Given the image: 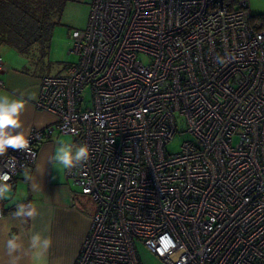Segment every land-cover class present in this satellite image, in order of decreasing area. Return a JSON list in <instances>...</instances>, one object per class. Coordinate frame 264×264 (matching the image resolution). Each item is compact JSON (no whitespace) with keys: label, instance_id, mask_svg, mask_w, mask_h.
<instances>
[{"label":"built area","instance_id":"built-area-1","mask_svg":"<svg viewBox=\"0 0 264 264\" xmlns=\"http://www.w3.org/2000/svg\"><path fill=\"white\" fill-rule=\"evenodd\" d=\"M70 39L78 61L36 101L57 121L0 172L15 158L14 188L56 130L88 145L68 170L97 205L74 264H143L136 239L163 264H264V24L249 0H92ZM179 115L191 137L169 153Z\"/></svg>","mask_w":264,"mask_h":264},{"label":"crops","instance_id":"crops-1","mask_svg":"<svg viewBox=\"0 0 264 264\" xmlns=\"http://www.w3.org/2000/svg\"><path fill=\"white\" fill-rule=\"evenodd\" d=\"M9 53L11 57L7 56ZM0 55L3 58L0 94L23 98L26 101V108L21 116L23 127L19 131L30 134L33 129H43L55 123L56 115L36 107L43 77L36 76L32 70L37 59H24L26 56L8 46L1 37ZM38 60L40 62V59ZM32 95L35 96L34 99H30ZM62 138L66 142L82 144L80 137L56 130L52 137L41 142L38 160L33 169L19 172L15 187L11 188L8 198L2 199L4 216L0 219V254L3 253L6 239L12 233L30 234L34 230L48 229L45 234L51 235L53 239L49 264H57V261L60 264L75 263L84 239L91 229L97 205L69 176L68 170L50 160ZM29 202L36 205L39 211L36 219L25 222L15 218L16 206ZM23 239L27 247V237Z\"/></svg>","mask_w":264,"mask_h":264},{"label":"clouds","instance_id":"clouds-1","mask_svg":"<svg viewBox=\"0 0 264 264\" xmlns=\"http://www.w3.org/2000/svg\"><path fill=\"white\" fill-rule=\"evenodd\" d=\"M35 96H30L34 99ZM26 108V101L23 98H11L9 95L0 94V156L4 155L9 148L30 152L29 133L19 131L23 122L21 116ZM90 156L87 144H73L66 142L63 138L59 142L54 155V160L60 167L71 170L74 167L83 165ZM15 169V158H9V171L0 172V200L8 198L11 193L10 173ZM31 179V177H27ZM39 211L33 203H20L16 206L14 217L27 220H35ZM8 232L10 229L7 230ZM44 231H32L30 234L12 233L6 239L3 253L0 254L2 264H49V253L53 246L51 235ZM24 237H27L25 247ZM6 257V259H5ZM57 264H60L57 261Z\"/></svg>","mask_w":264,"mask_h":264},{"label":"rangeland","instance_id":"rangeland-1","mask_svg":"<svg viewBox=\"0 0 264 264\" xmlns=\"http://www.w3.org/2000/svg\"><path fill=\"white\" fill-rule=\"evenodd\" d=\"M250 10L256 20H263L258 16L264 14V0H249ZM90 12V0H64L63 10L57 23L50 49L44 57H25L24 59H37L32 70L35 75L44 76L48 74L63 73L65 67L76 63L78 56L69 53L71 48L70 35L75 29H83L88 21ZM11 57V53L7 55ZM38 59H41L40 62ZM91 103L90 92L86 93V104ZM191 136L187 133V122L184 116L178 117V133L168 142L166 148L169 153H177L181 150L184 141ZM138 256L143 264H163L162 260L152 253L144 241L136 239Z\"/></svg>","mask_w":264,"mask_h":264},{"label":"trees","instance_id":"trees-1","mask_svg":"<svg viewBox=\"0 0 264 264\" xmlns=\"http://www.w3.org/2000/svg\"><path fill=\"white\" fill-rule=\"evenodd\" d=\"M63 5L64 0H0V37L21 55L44 57ZM258 16L264 24V14Z\"/></svg>","mask_w":264,"mask_h":264}]
</instances>
